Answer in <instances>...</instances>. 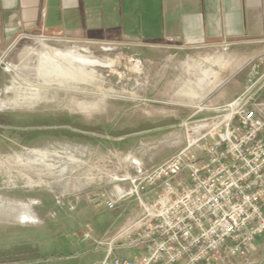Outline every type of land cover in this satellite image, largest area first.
Masks as SVG:
<instances>
[{"label":"rangeland","instance_id":"obj_1","mask_svg":"<svg viewBox=\"0 0 264 264\" xmlns=\"http://www.w3.org/2000/svg\"><path fill=\"white\" fill-rule=\"evenodd\" d=\"M40 41L0 52V264H100L96 242L121 208L97 207L96 192L124 187L125 174L207 133L224 89L256 94L264 113V43L180 50L50 39L105 66L82 76L48 67L38 79L40 59L27 54L44 51ZM138 61L142 72L132 70ZM213 71L210 96L195 98ZM258 256L242 264H264Z\"/></svg>","mask_w":264,"mask_h":264},{"label":"built area","instance_id":"obj_2","mask_svg":"<svg viewBox=\"0 0 264 264\" xmlns=\"http://www.w3.org/2000/svg\"><path fill=\"white\" fill-rule=\"evenodd\" d=\"M260 106L256 94L243 93L217 108L213 127L170 159L125 174L124 187L96 192L97 207L121 208L96 242L101 264L247 263L264 238Z\"/></svg>","mask_w":264,"mask_h":264},{"label":"crops","instance_id":"obj_3","mask_svg":"<svg viewBox=\"0 0 264 264\" xmlns=\"http://www.w3.org/2000/svg\"><path fill=\"white\" fill-rule=\"evenodd\" d=\"M37 38L180 50L261 44L264 0H0V52ZM213 72L195 98L210 96ZM234 94L224 89L215 106L231 103ZM258 114L264 118L262 108ZM257 246L250 258L264 252V242Z\"/></svg>","mask_w":264,"mask_h":264},{"label":"bare ground","instance_id":"obj_4","mask_svg":"<svg viewBox=\"0 0 264 264\" xmlns=\"http://www.w3.org/2000/svg\"><path fill=\"white\" fill-rule=\"evenodd\" d=\"M41 46L43 47L44 51L32 50L31 52H28V54L26 53L27 55H36L40 59L38 79L43 78L44 74H46L47 72L48 67H53L56 71L65 73L68 72L75 76H82L84 75L83 70H89L90 68L97 66H105L104 63H101L92 55L83 54L82 52L74 48L66 51H61L52 48L45 43H43ZM113 64V62H109L107 66L112 67ZM141 68L142 63L138 61L136 65L133 64L132 70L136 72H142Z\"/></svg>","mask_w":264,"mask_h":264}]
</instances>
